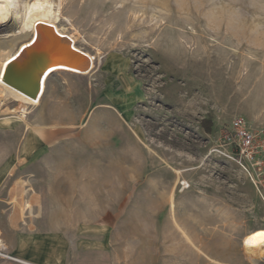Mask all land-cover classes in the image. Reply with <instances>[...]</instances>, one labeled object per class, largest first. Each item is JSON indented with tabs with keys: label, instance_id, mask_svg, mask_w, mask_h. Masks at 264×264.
<instances>
[{
	"label": "rangeland",
	"instance_id": "374dc122",
	"mask_svg": "<svg viewBox=\"0 0 264 264\" xmlns=\"http://www.w3.org/2000/svg\"><path fill=\"white\" fill-rule=\"evenodd\" d=\"M59 1L51 28L91 64L48 73L37 103L0 102V203L14 221L2 245L31 242L46 264H117L176 211L221 225L254 264L244 239L264 231V190L219 145L236 118L264 130V0Z\"/></svg>",
	"mask_w": 264,
	"mask_h": 264
},
{
	"label": "crops",
	"instance_id": "0c3cea01",
	"mask_svg": "<svg viewBox=\"0 0 264 264\" xmlns=\"http://www.w3.org/2000/svg\"><path fill=\"white\" fill-rule=\"evenodd\" d=\"M179 101H181V98H179ZM132 131L139 137L134 129ZM186 189L188 188H183L179 192L185 193ZM173 191L176 194L178 189L167 188L161 191L168 195V202ZM153 194H156V192ZM174 200L176 204V195ZM168 204L170 206V203ZM175 213L172 214L171 212L172 219L166 221L168 223L161 233L140 234L138 248L130 249L128 246L124 249L122 256L116 257L118 258L117 264H249L240 252L232 250L233 248L226 243V235L224 230L221 229V225L214 229L206 218L195 213L188 216L189 222L185 225L178 222ZM151 214L154 216V213L151 212ZM12 217L13 214L3 211V205L0 203V236L5 235L10 230L1 228L3 223L10 227L14 225ZM175 220L180 228L176 226ZM3 242L10 257L14 258L7 257L8 259H12L18 264H46L31 259L33 258V253H31L33 250L29 246L31 242L26 246L25 242L13 244L5 237ZM248 257L251 260L249 255ZM16 263L4 262V264Z\"/></svg>",
	"mask_w": 264,
	"mask_h": 264
},
{
	"label": "bare ground",
	"instance_id": "6f19581e",
	"mask_svg": "<svg viewBox=\"0 0 264 264\" xmlns=\"http://www.w3.org/2000/svg\"><path fill=\"white\" fill-rule=\"evenodd\" d=\"M37 1L39 3L31 5L30 0H26L23 4L20 0H0V68L3 78L10 67L22 62L28 51L37 46L42 36L46 34L45 31L41 32L42 29H46L44 26L52 27V25L60 21L61 3H59V0V2L57 0H45L44 3L43 0ZM38 31L40 33L33 44L24 45L21 49L16 50L18 41L30 34L38 33ZM58 69H53L52 71ZM50 72L49 68H46L34 69L33 74L31 73L30 81L35 82V90L38 91L37 98L35 99L4 83L8 87L18 91V93L10 90L8 87H4V89L0 90L1 104L7 99H13L15 102L23 105L37 103L44 87V81ZM13 113H16V111H13ZM176 173L180 172L177 171ZM0 248H4L2 242H0ZM244 249L254 264H264V231H256L249 234L244 239Z\"/></svg>",
	"mask_w": 264,
	"mask_h": 264
},
{
	"label": "water",
	"instance_id": "95a60500",
	"mask_svg": "<svg viewBox=\"0 0 264 264\" xmlns=\"http://www.w3.org/2000/svg\"><path fill=\"white\" fill-rule=\"evenodd\" d=\"M44 27L48 31L37 46L29 50L23 61L10 67L4 75V83L32 99L37 98L38 94L35 82L30 81L34 69L87 71L89 62L91 64L87 55L80 51L69 37L59 34L51 27Z\"/></svg>",
	"mask_w": 264,
	"mask_h": 264
},
{
	"label": "built area",
	"instance_id": "2783aa9c",
	"mask_svg": "<svg viewBox=\"0 0 264 264\" xmlns=\"http://www.w3.org/2000/svg\"><path fill=\"white\" fill-rule=\"evenodd\" d=\"M221 135L219 152L238 164L258 191L264 190V130H253L244 119L236 118Z\"/></svg>",
	"mask_w": 264,
	"mask_h": 264
}]
</instances>
